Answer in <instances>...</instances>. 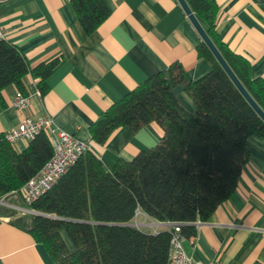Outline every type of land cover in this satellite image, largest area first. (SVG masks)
Instances as JSON below:
<instances>
[{
    "label": "trees",
    "instance_id": "1",
    "mask_svg": "<svg viewBox=\"0 0 264 264\" xmlns=\"http://www.w3.org/2000/svg\"><path fill=\"white\" fill-rule=\"evenodd\" d=\"M186 1L264 109V79L252 77L249 61L218 40L215 1ZM71 6L87 34L110 13L107 0H71ZM197 52L210 64L203 75L190 80L181 63L174 61L109 105L89 127L91 141L103 144L120 126L137 131L154 121L162 129L154 146L113 165L89 146L30 204L18 189L52 155L50 137L41 130L16 150L0 133V217L42 243L54 264H167L172 224L144 230L130 224L137 211L158 221L180 223L185 237L194 235L195 222L206 220L235 189L249 157L248 137L264 138V121L202 41ZM58 60L30 67L16 45L0 39V92L8 84L20 85L30 73L44 94ZM177 84L192 99L193 112L175 97L172 89ZM13 198L20 204L11 203Z\"/></svg>",
    "mask_w": 264,
    "mask_h": 264
},
{
    "label": "crops",
    "instance_id": "2",
    "mask_svg": "<svg viewBox=\"0 0 264 264\" xmlns=\"http://www.w3.org/2000/svg\"><path fill=\"white\" fill-rule=\"evenodd\" d=\"M214 1L218 40L249 61L252 77L264 79V0ZM107 2L109 15L89 34L79 25L71 0L0 2L3 39L18 47L30 67L59 59L44 94L37 92L30 73L20 85L11 83L1 90L0 133L16 127L23 117L49 114L59 127L87 141L109 165L130 160L159 141L162 129L154 121L137 131L120 126L103 144L91 141L89 127L109 105L174 61L181 63L190 80L207 72L210 64L197 52L200 37L177 0ZM17 90L29 96V105L21 110L11 106ZM172 91L193 112L183 85ZM12 144L21 150L27 141L17 139ZM247 147L249 157L233 192L206 220L196 221L195 234L181 242L195 260L264 264V138L251 135ZM132 223L147 231L172 224L142 210ZM0 264L54 263L42 243L0 217Z\"/></svg>",
    "mask_w": 264,
    "mask_h": 264
},
{
    "label": "built area",
    "instance_id": "3",
    "mask_svg": "<svg viewBox=\"0 0 264 264\" xmlns=\"http://www.w3.org/2000/svg\"><path fill=\"white\" fill-rule=\"evenodd\" d=\"M2 38H4V30L0 26V39ZM28 105L29 96L17 90L11 100V106L16 110H21ZM41 130L48 133L53 152L39 171L19 187L18 192L26 204H30L40 194L47 191L76 159L89 148L87 141L59 127L49 114L35 119L23 117L16 127L4 133V138L11 143L17 139L28 141ZM11 206L21 211H29L20 206ZM184 238L185 236L181 233L180 223H172L167 264H220L214 261H201L191 258L183 249L181 242Z\"/></svg>",
    "mask_w": 264,
    "mask_h": 264
},
{
    "label": "water",
    "instance_id": "4",
    "mask_svg": "<svg viewBox=\"0 0 264 264\" xmlns=\"http://www.w3.org/2000/svg\"><path fill=\"white\" fill-rule=\"evenodd\" d=\"M181 8L183 9L184 13L186 14L187 18L193 25L194 29L198 33L200 40L206 45L209 49L215 60L224 70L226 75L229 77L233 85L236 89L240 92L243 98L247 101V103L251 106V108L255 111V113L260 117L262 121H264V109L255 101V99L251 96L249 91L245 88L243 83L239 80L235 72L229 66L223 55L221 54L220 50L211 39L209 34L207 33L205 27L199 21L195 13L191 10L190 6L188 5L186 0H177ZM133 224V223H130Z\"/></svg>",
    "mask_w": 264,
    "mask_h": 264
},
{
    "label": "rangeland",
    "instance_id": "5",
    "mask_svg": "<svg viewBox=\"0 0 264 264\" xmlns=\"http://www.w3.org/2000/svg\"><path fill=\"white\" fill-rule=\"evenodd\" d=\"M8 200H10V199H8ZM10 202H11V203L20 204V203H19V200H18L17 198H13Z\"/></svg>",
    "mask_w": 264,
    "mask_h": 264
}]
</instances>
